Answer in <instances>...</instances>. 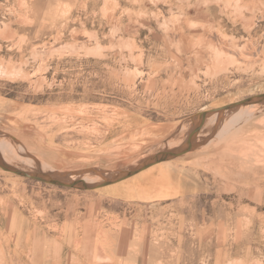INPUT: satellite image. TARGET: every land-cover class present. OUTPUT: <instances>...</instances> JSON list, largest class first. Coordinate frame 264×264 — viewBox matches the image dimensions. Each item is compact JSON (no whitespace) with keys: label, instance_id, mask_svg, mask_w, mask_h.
<instances>
[{"label":"rangeland","instance_id":"rangeland-1","mask_svg":"<svg viewBox=\"0 0 264 264\" xmlns=\"http://www.w3.org/2000/svg\"><path fill=\"white\" fill-rule=\"evenodd\" d=\"M263 91L264 0H0V138L32 169L128 166ZM240 114L105 188L0 167V264H264V107Z\"/></svg>","mask_w":264,"mask_h":264},{"label":"water","instance_id":"water-1","mask_svg":"<svg viewBox=\"0 0 264 264\" xmlns=\"http://www.w3.org/2000/svg\"><path fill=\"white\" fill-rule=\"evenodd\" d=\"M252 105L264 107V91L243 97L225 105L200 110L191 116L190 128L182 142L175 146L156 150L133 164L114 170L98 167H90L81 170L39 168L27 170L7 163L2 158L1 153L0 167L6 171L62 188H75L80 190L100 189L127 180L157 164L170 161L193 151L210 137H206L204 140L199 139L208 118L216 115L213 123L214 125L211 129V134L213 136L217 133L227 116L239 111L241 108H247ZM87 177L99 179L88 180Z\"/></svg>","mask_w":264,"mask_h":264},{"label":"bare ground","instance_id":"bare-ground-1","mask_svg":"<svg viewBox=\"0 0 264 264\" xmlns=\"http://www.w3.org/2000/svg\"><path fill=\"white\" fill-rule=\"evenodd\" d=\"M258 106L260 107V105H252V106H249L247 108H241L239 111L233 113V115H231L230 117L234 118V116L236 114L238 115V114L242 113L244 110H247V111L250 110L251 111L252 108H255V107L257 108ZM240 115H242V114H240ZM215 118H216V115L212 116L211 118H208L207 121H215ZM0 153L2 154V158L7 163H9L11 165L17 166V167L22 168V169H27V170H30L34 166V164L31 160H29L27 158L20 157L18 155V153L16 152L15 144L11 140H8L5 138H0ZM87 179L88 180H97L99 178L87 177Z\"/></svg>","mask_w":264,"mask_h":264},{"label":"crops","instance_id":"crops-1","mask_svg":"<svg viewBox=\"0 0 264 264\" xmlns=\"http://www.w3.org/2000/svg\"><path fill=\"white\" fill-rule=\"evenodd\" d=\"M158 165V164H157ZM156 166V165H155ZM154 167V166H153ZM153 167H151V168H149V169H147V170H145V171H143V172H141V173H139V174H137V175H135L134 177H131V178H135V177H137V176H139L140 174H142V173H144V172H148L150 169H152ZM131 178H129V179H131ZM128 180V179H127ZM126 180H124V181H122V182H125ZM122 182H119V183H116V184H120V183H122ZM116 184H113V185H116ZM111 186V185H110ZM108 187V186H107ZM105 188V187H104Z\"/></svg>","mask_w":264,"mask_h":264}]
</instances>
